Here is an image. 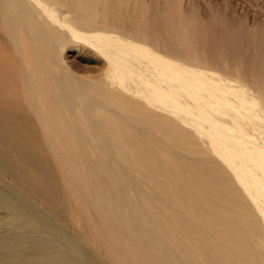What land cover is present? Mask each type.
Segmentation results:
<instances>
[{
    "label": "rangeland",
    "instance_id": "1",
    "mask_svg": "<svg viewBox=\"0 0 264 264\" xmlns=\"http://www.w3.org/2000/svg\"><path fill=\"white\" fill-rule=\"evenodd\" d=\"M44 2L59 23L81 34L59 28L44 14L27 20L0 10V112L22 117L17 127L28 129L27 138L46 154L55 184L51 194L60 199V222L71 221V233L79 226L87 234L110 229L100 226L95 213L77 211L74 205L80 202L63 191L72 174L57 168L56 152L31 119L34 114L23 93L25 73L40 81L46 98L54 92L49 75L63 81L56 91H75L65 77L79 82V98L75 94L68 111L71 119L81 115L85 123L90 118L84 109L91 106L92 118L109 127L104 137L113 156L106 164L119 178L111 185L120 187L131 205L118 217L122 233L111 229L113 236L152 229L134 223L128 230L132 218H196L195 227L207 223L217 228L233 219L242 224L237 232L241 245L260 251L257 262L264 264V0ZM12 28L20 29L14 40L7 33ZM19 42L31 52L23 54ZM43 49L46 53L39 52ZM36 55L51 68L44 71L32 64ZM93 95L96 101L89 99ZM92 137L84 135L94 146ZM65 141L78 148L72 139ZM74 150L61 151L60 160L68 161ZM72 186L78 190L77 179ZM174 194L177 204L167 200ZM7 218L0 209V246L24 233L33 240L40 235L47 253L61 250L53 246L48 231L29 234L4 226L1 221ZM95 249L107 264H132L112 261L113 253L102 244ZM4 252L0 247L1 260L6 259Z\"/></svg>",
    "mask_w": 264,
    "mask_h": 264
},
{
    "label": "bare ground",
    "instance_id": "2",
    "mask_svg": "<svg viewBox=\"0 0 264 264\" xmlns=\"http://www.w3.org/2000/svg\"><path fill=\"white\" fill-rule=\"evenodd\" d=\"M44 1L0 0V10L7 11L11 17L25 15L27 20L32 16L36 17V13L44 14L49 20L57 23L58 27L60 25L74 36L81 34H76V30L67 26L68 24L59 23V17L54 15L47 1ZM43 24L40 26L42 33L45 32ZM7 33L9 38L14 40L18 38L20 29L12 28ZM85 41L87 42V39ZM17 46L22 48L23 54L31 52L21 42L17 43ZM116 50L115 53L119 56L120 52ZM39 52L46 53V50ZM38 55L42 56L40 53ZM38 55L32 64H36L44 71L51 68V63L42 64ZM23 78L24 100L34 114V118L31 119L40 125L47 144L56 152L57 168L72 174L71 181L67 182L63 191L70 195V199L80 202L74 205L77 211H90L93 215L95 213L101 218L100 226L108 224L110 227L107 228L110 229L88 234L81 226L78 231L73 230L74 233L67 230L71 226V221L64 218L66 221L61 219L60 222V218H57L56 208L60 199L51 194L55 184L53 174L47 165L46 154L27 138L26 132L30 133L28 129L25 132L17 127L22 117L13 118L0 112V209L8 215V218L1 222L4 226L25 230L28 233L48 231L53 238V246L61 248L47 253L46 244L40 235L33 240L31 236L20 233L14 242H4L0 246L6 256L5 260L0 259V264H107L104 258L98 255L96 244H102L107 253H113L112 261L118 263L120 260L126 263L127 259L132 264H261L257 262L262 259L260 251L241 245L239 238H242V235L237 232L241 230L242 224L232 221L233 219H225V224L217 228L207 223L202 227H195L193 223L196 218H139V220L130 218L134 222H128V230L134 227V223L143 225V229L147 226L152 229L143 230L135 236L131 234L127 237L113 236L111 229H116L118 234L122 233V218L118 217L129 211L131 205L124 201L125 192L121 191L120 187L111 185V181H118L119 178L114 177L115 173L106 164L108 158L113 156L110 152L112 144L104 137L105 132H109V127L103 121L98 123L92 118L95 116L91 106L84 109L86 117L90 118L85 123L80 118L81 115L71 119L68 111L73 110L70 107L74 105L72 102L75 94L79 98L78 92L81 88L79 82L72 83L70 78L65 77L67 84L73 86L75 91H56L61 89L63 81L55 75H49L47 78L54 92L48 93L46 98L41 94L40 81L34 80L26 73ZM89 99L96 101L97 96L93 95ZM86 134L93 136L91 139L96 143L94 146L84 138ZM66 138L76 142L78 148L74 150L75 147H68ZM118 146L115 145V148L123 147ZM72 149L74 155L68 156V161H61V151ZM88 149L93 154L88 153ZM139 164L136 163L134 166ZM72 179H77L78 190L73 188ZM77 195H80L82 200H79ZM167 200L173 204L179 202L175 194L169 195ZM71 208L70 205H66L65 210L70 212ZM181 236H185L186 239ZM32 251L35 255L29 257L27 253Z\"/></svg>",
    "mask_w": 264,
    "mask_h": 264
}]
</instances>
